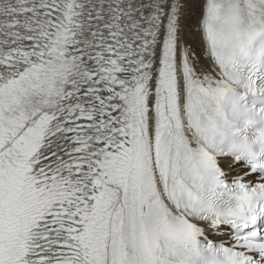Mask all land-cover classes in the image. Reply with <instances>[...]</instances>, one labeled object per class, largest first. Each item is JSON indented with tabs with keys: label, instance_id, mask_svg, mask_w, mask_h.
Masks as SVG:
<instances>
[{
	"label": "snow or ice",
	"instance_id": "6c2138e0",
	"mask_svg": "<svg viewBox=\"0 0 264 264\" xmlns=\"http://www.w3.org/2000/svg\"><path fill=\"white\" fill-rule=\"evenodd\" d=\"M0 264H264V0H0Z\"/></svg>",
	"mask_w": 264,
	"mask_h": 264
}]
</instances>
